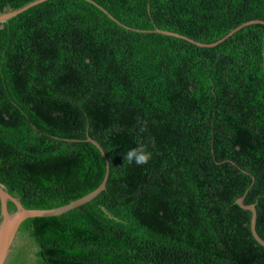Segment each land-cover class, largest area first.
Returning <instances> with one entry per match:
<instances>
[{
  "label": "trees",
  "instance_id": "trees-1",
  "mask_svg": "<svg viewBox=\"0 0 264 264\" xmlns=\"http://www.w3.org/2000/svg\"><path fill=\"white\" fill-rule=\"evenodd\" d=\"M33 0H0V13ZM123 24L204 43L264 20V0H94ZM264 25L212 47L126 29L86 0L0 22V183L30 217L12 264H264ZM78 139L77 141H67ZM144 145V165L128 150ZM232 160L235 164L228 162ZM246 170L248 173L243 172ZM8 210H15L8 201ZM15 254V255H14Z\"/></svg>",
  "mask_w": 264,
  "mask_h": 264
},
{
  "label": "water",
  "instance_id": "water-1",
  "mask_svg": "<svg viewBox=\"0 0 264 264\" xmlns=\"http://www.w3.org/2000/svg\"><path fill=\"white\" fill-rule=\"evenodd\" d=\"M43 1H45V0H33V1L23 5L20 8H17L14 10H9L6 12H2V13H0V22L5 21L8 18L15 16L18 13L26 10L27 8H29L33 5H36L40 2H43ZM86 1H88V2L92 3L93 5H95L96 7H98L111 20H113L114 22H116L117 24H119L120 26H122L126 29H130V30H134V31H138V32H153V33H161V34L168 35V36H174V37L185 39V40H187L191 43H194L197 46H201V47L215 46V45L219 44L220 42L224 41L226 38L233 35L235 32H237L239 29L243 28L244 26H247L250 24H256V23L264 25V20H262V19L247 20V21L237 25L233 29H231L229 32H227L224 36L217 39L216 41L204 43V42L189 38L188 36H185V35L180 34L178 32H174V31H170V30H165V29H160V28L139 29V28H133V27L127 26V25L123 24L122 22H120L118 19H116L110 12H108L104 7H102L101 5L96 3L94 0H86ZM262 65H263V71H264V47L262 49ZM65 140L77 141L78 139L66 138ZM84 140L92 143L99 150L100 154L103 157L104 163H105V172H104V175H103V178H102L100 184L96 188H94L93 190L87 192L86 194H84V195H82V196H80L74 200H71L70 202H68L66 204L59 205V206L52 207V208H26L22 205V203L19 201V199H17L15 196L11 195L4 188L3 184L0 183V264H3V262L7 256L8 250L11 246V243L15 237V234L17 233L20 224L25 219L30 218V217H49V216H56V215L63 214L70 209H73L77 206H80V205L86 203V202H89L94 197H96L101 191L106 189V183H107V179H108L109 171H110V165H109L108 157H107L103 147L99 144V142L97 140L91 138L88 135V133H86V137ZM228 162L235 164V162L232 160H228ZM241 170L245 173H248L244 169H241ZM251 179H252V181H251L249 187L246 189L245 193L242 196L238 197L235 200V203L237 205H239L241 208L250 211V213H251L250 223H249L250 232H251L254 240L258 244H260L262 247H264V239L260 237V235L257 233L256 228H255L256 215H257L256 209H255L256 203H249V204L244 203L245 194L254 182L253 176H251ZM8 201L12 202L15 206V210L12 212H10L8 210Z\"/></svg>",
  "mask_w": 264,
  "mask_h": 264
},
{
  "label": "clouds",
  "instance_id": "clouds-1",
  "mask_svg": "<svg viewBox=\"0 0 264 264\" xmlns=\"http://www.w3.org/2000/svg\"><path fill=\"white\" fill-rule=\"evenodd\" d=\"M152 153L147 150L144 145H139L136 148L128 150L125 158L129 163H135L137 165H144L151 158Z\"/></svg>",
  "mask_w": 264,
  "mask_h": 264
},
{
  "label": "flooded vegetation",
  "instance_id": "flooded-vegetation-1",
  "mask_svg": "<svg viewBox=\"0 0 264 264\" xmlns=\"http://www.w3.org/2000/svg\"><path fill=\"white\" fill-rule=\"evenodd\" d=\"M18 235L19 234H18V231H17V233L15 234V237H14L12 243H11V246H10V248L8 250L7 256H6L3 264H12V263H10V255H12L13 253L16 254L17 253V249H23V251L25 253H27V255L25 256L26 257L25 259L30 258L31 254H32V250L29 249V247L26 245L24 240L22 241V239H21L20 241H16V237Z\"/></svg>",
  "mask_w": 264,
  "mask_h": 264
},
{
  "label": "rangeland",
  "instance_id": "rangeland-1",
  "mask_svg": "<svg viewBox=\"0 0 264 264\" xmlns=\"http://www.w3.org/2000/svg\"><path fill=\"white\" fill-rule=\"evenodd\" d=\"M21 240V238H20V236L18 235L17 237H16V241H20Z\"/></svg>",
  "mask_w": 264,
  "mask_h": 264
}]
</instances>
